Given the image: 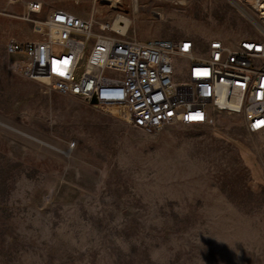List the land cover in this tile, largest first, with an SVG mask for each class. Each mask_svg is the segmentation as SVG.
<instances>
[{
	"label": "rangeland",
	"instance_id": "374dc122",
	"mask_svg": "<svg viewBox=\"0 0 264 264\" xmlns=\"http://www.w3.org/2000/svg\"><path fill=\"white\" fill-rule=\"evenodd\" d=\"M26 1L0 0V264H264V134L224 113L140 129L22 76ZM42 1L140 39L258 34L230 0Z\"/></svg>",
	"mask_w": 264,
	"mask_h": 264
},
{
	"label": "built area",
	"instance_id": "2783aa9c",
	"mask_svg": "<svg viewBox=\"0 0 264 264\" xmlns=\"http://www.w3.org/2000/svg\"><path fill=\"white\" fill-rule=\"evenodd\" d=\"M238 1L262 10L263 25L229 45L220 38L140 39L108 23L98 27L92 12L55 8L38 16L44 1L28 0L23 17L34 38H11L6 49L20 56L22 76L88 103L95 99L100 109L116 108L136 128L214 123L224 113L240 116L249 134H264V10L258 0Z\"/></svg>",
	"mask_w": 264,
	"mask_h": 264
},
{
	"label": "bare ground",
	"instance_id": "6f19581e",
	"mask_svg": "<svg viewBox=\"0 0 264 264\" xmlns=\"http://www.w3.org/2000/svg\"><path fill=\"white\" fill-rule=\"evenodd\" d=\"M101 1L108 2V3H113V4H115V7L116 6L119 7V3H121V0H101ZM230 1L232 2V4H234L236 6L238 11H240L242 13V15H244L248 19H250L256 26L263 25L262 22L255 15H253L246 8V6L243 3H241L238 0H230ZM256 6L257 7L262 6V9L264 10V3L262 4L261 1L258 0V2H256ZM115 7L113 6L111 9H115ZM135 8L138 9L137 0H135ZM92 13H94V14L97 13L96 8H94ZM263 14H264V12H263ZM263 18H264V16H263ZM130 24H131V20L128 17L122 16V15H117V17L115 18V21L113 23L112 30H115V31L119 32L120 34L125 35L127 30L129 29ZM41 81L43 82L44 80H41ZM114 109L118 112V114H120V112L116 108H114Z\"/></svg>",
	"mask_w": 264,
	"mask_h": 264
},
{
	"label": "water",
	"instance_id": "95a60500",
	"mask_svg": "<svg viewBox=\"0 0 264 264\" xmlns=\"http://www.w3.org/2000/svg\"><path fill=\"white\" fill-rule=\"evenodd\" d=\"M91 103H93V104H94V103H96V100H95V99H93V100L91 101Z\"/></svg>",
	"mask_w": 264,
	"mask_h": 264
},
{
	"label": "crops",
	"instance_id": "0c3cea01",
	"mask_svg": "<svg viewBox=\"0 0 264 264\" xmlns=\"http://www.w3.org/2000/svg\"><path fill=\"white\" fill-rule=\"evenodd\" d=\"M74 12V11H73ZM74 13H76V12H74ZM78 14V13H77ZM81 15V14H80Z\"/></svg>",
	"mask_w": 264,
	"mask_h": 264
}]
</instances>
